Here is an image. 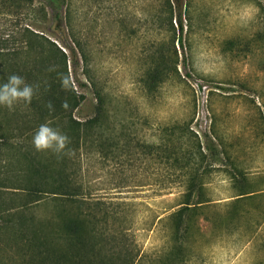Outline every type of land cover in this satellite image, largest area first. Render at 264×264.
<instances>
[{
	"label": "rangeland",
	"instance_id": "1",
	"mask_svg": "<svg viewBox=\"0 0 264 264\" xmlns=\"http://www.w3.org/2000/svg\"><path fill=\"white\" fill-rule=\"evenodd\" d=\"M62 16L57 25L50 0H0V63L8 77L42 58L57 67L66 63L85 95L74 114L92 117L98 101L83 73L76 34L108 91L119 148L107 157L95 146L77 152L71 177L74 186L81 184L77 195L86 202L65 206L72 216L85 211L95 226L81 254L97 264H264V0H65ZM159 44L177 71L152 95L141 78ZM69 46L76 48L77 62ZM175 124H189L201 139L212 199L204 213L191 215L181 261L167 256L174 243L170 214L184 188L181 172L171 161L146 155L142 146L158 142L164 128ZM16 126L9 141L0 137V264H33L30 259L43 256L36 248L63 252L70 240L56 215L61 202L44 199L36 206L25 197V127L22 121ZM32 141L26 145L36 154ZM239 169L247 176L244 188L258 189L259 195L245 201L247 217L237 229L225 222L223 203L239 189L232 180ZM25 200L29 206H22ZM32 211L40 226L53 219L55 238L40 246L28 244L29 223L17 219Z\"/></svg>",
	"mask_w": 264,
	"mask_h": 264
},
{
	"label": "trees",
	"instance_id": "2",
	"mask_svg": "<svg viewBox=\"0 0 264 264\" xmlns=\"http://www.w3.org/2000/svg\"><path fill=\"white\" fill-rule=\"evenodd\" d=\"M50 1L57 25H62L64 22L62 6L65 0ZM175 1L179 2V0ZM180 24V32L182 33L184 31L182 17L180 18ZM73 38L83 58V73L93 87L98 101L97 112L94 116L85 119L75 116V109L84 100L85 95L77 88L76 91H65L61 87L60 75L70 74L66 63L57 67L48 63L44 58H42L43 62L41 64H35L33 67L24 64L22 71L18 69L16 73V75L25 77V83L32 85L34 88L39 86L31 104L21 103L20 106L24 108L23 110H19L18 104L10 114L0 110V137L2 139L7 138L9 141L11 137L9 134L13 133L14 130H18L16 125L22 121L23 127H25V130L23 129L21 132L22 142L29 144L40 125L48 124L50 127L66 134L71 139L69 147L74 150V154L71 156L58 157L48 151H38L34 154L31 145L24 144L22 146L27 148L25 155L29 160L28 166L25 168V173L29 175V179L23 183L25 197L33 199L32 203L36 206L45 200H55L56 203L57 201L61 202L59 204H62V207H57L56 215L62 219L61 230H64V236L70 240L67 249L63 252L44 245L40 249L36 248L35 253L43 254V256L30 259L29 263L32 262L33 264H97L94 260H87L88 256L85 254H81L82 250L89 248V246H86V239L94 235L92 234L95 227L93 222H90V219L87 218L85 211L82 210L80 215L72 216V213L65 206L73 204L81 207L86 202L85 198H79L77 195L82 189L81 184L74 186L71 177L77 172V152L84 147L95 146L104 157H107L109 154L116 155L119 148V137L115 133V124L110 121L108 91L100 85L93 72L84 42L76 34L73 35ZM162 46L160 44L156 45V52L153 55L157 58L146 68L141 78L143 87L152 95L156 94L162 83L171 78L174 72L177 71V64L161 50ZM69 47L72 49L73 59L77 62L79 59L76 48ZM62 54L65 55V52L62 51ZM53 67L55 70L49 71ZM6 72L7 67L0 63V85L8 81L9 77L6 76ZM49 101L54 106L52 111L46 107ZM64 101L68 102L69 107L67 109L62 107ZM2 107L5 106L0 105V108ZM178 125L166 126L163 130L165 135H161L158 142H146L142 146L144 145L143 149L146 155L153 153L157 162L171 161L172 166L181 172L178 181L184 188L178 202V209L170 214L174 223L172 235L174 243L167 254V256L172 255V258L177 256L181 261L184 260L182 253L184 243L190 235L191 215L195 212L204 213L205 207L210 205L212 199L207 194L204 178L206 170H204L202 161L207 153L203 149L201 139L189 124L184 128ZM176 128L182 130L181 134L175 132ZM184 137L185 140H182ZM184 143H187V146H184ZM35 162L36 164H33ZM232 180L233 185L239 189L232 198L223 203V206L226 207L227 217L225 222L230 223V226L234 224L235 228L238 229L242 226L241 221L247 217L248 211L243 209L245 201L258 196L259 192H257L258 189L244 188L247 185V176L240 169L233 174ZM29 203L25 200L22 206H29ZM1 207L0 204V211ZM24 214L18 213L17 219L22 222L21 224L29 223L25 232V239L28 244L33 242V246H40L47 242V238L53 239L52 218L45 221V224L49 223L48 227L51 226L48 228L38 224L34 211L29 215ZM247 220L249 221V219ZM57 232L55 231V233ZM93 246L90 248L93 249ZM159 257L163 261L162 254Z\"/></svg>",
	"mask_w": 264,
	"mask_h": 264
},
{
	"label": "clouds",
	"instance_id": "3",
	"mask_svg": "<svg viewBox=\"0 0 264 264\" xmlns=\"http://www.w3.org/2000/svg\"><path fill=\"white\" fill-rule=\"evenodd\" d=\"M55 68H50L49 71H54ZM61 87L65 91H76L75 83L71 74L60 75ZM35 88L25 83L23 77L13 74L9 76L8 81L0 85V105L8 108L9 111H14L15 106L21 103L31 104L33 97L36 95ZM46 107L52 111L54 106L49 101ZM62 107L67 109L68 102L64 101ZM33 145L37 151H50L58 157L71 156L74 150L69 147L71 139L64 133L50 127L48 124L40 125L39 129L33 136Z\"/></svg>",
	"mask_w": 264,
	"mask_h": 264
}]
</instances>
